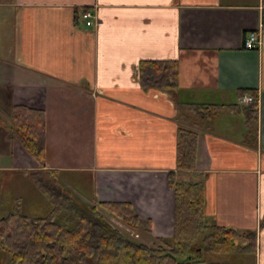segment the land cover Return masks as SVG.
<instances>
[{
	"label": "crops",
	"instance_id": "crops-1",
	"mask_svg": "<svg viewBox=\"0 0 264 264\" xmlns=\"http://www.w3.org/2000/svg\"><path fill=\"white\" fill-rule=\"evenodd\" d=\"M0 6L14 13L11 44L0 51V182L3 173L39 168L9 137L11 106L42 109L44 168L89 173L88 202H128L151 221L155 237H171L177 107L213 104L211 129H198L195 162L205 218L255 231L251 255L264 264V30L256 48L243 46L258 29L264 0H0ZM76 9L94 13L97 24L86 25L81 13L75 18ZM143 59L177 60V88H143ZM241 89L258 94L255 146L245 141ZM240 239V247L248 243Z\"/></svg>",
	"mask_w": 264,
	"mask_h": 264
},
{
	"label": "trees",
	"instance_id": "trees-1",
	"mask_svg": "<svg viewBox=\"0 0 264 264\" xmlns=\"http://www.w3.org/2000/svg\"><path fill=\"white\" fill-rule=\"evenodd\" d=\"M86 10H75V18ZM264 13V12H263ZM143 88L176 89L178 61L143 59L138 65ZM239 96H252L242 107L245 139L257 143L258 94L252 89L239 90ZM236 105H239L236 103ZM215 105L206 103L177 107L176 169L168 172V185L175 193L174 231L171 237H154L152 246L136 241L109 221L100 211L112 214L131 229L150 235L151 221L143 219L128 202H84L62 186L58 169L44 168L45 112L26 105L11 106L9 137L16 140L39 164L27 170L35 185L50 204L46 215L34 214L24 207L23 198L5 202L0 182V250L8 253L10 264H235L231 261H202L203 253L232 255L238 248L249 256L255 253V231L208 223L204 212L203 174L196 169L198 129L210 130ZM251 140V141H250ZM191 171L188 177L180 174ZM46 174V175H45ZM180 177V179H178ZM7 209L2 213V209ZM242 236L247 244H237ZM237 264V263H236Z\"/></svg>",
	"mask_w": 264,
	"mask_h": 264
},
{
	"label": "rangeland",
	"instance_id": "rangeland-1",
	"mask_svg": "<svg viewBox=\"0 0 264 264\" xmlns=\"http://www.w3.org/2000/svg\"><path fill=\"white\" fill-rule=\"evenodd\" d=\"M3 9L4 8L0 6V51L4 49V46L8 47L11 44L13 34V8H6L5 11H3ZM208 101L210 102L212 99H209ZM2 177V195L7 205H9V201L13 197L22 195L21 197L23 198L26 210L37 215H46L48 213L51 206L35 185L32 175L19 172H6L3 173ZM56 177L62 186L76 194L84 202H88V199H90L89 197H91V181L89 173L69 171L64 174L58 173L56 174ZM178 179H180V177H178ZM89 203H92V200H90ZM99 209L109 221L115 224L130 238L143 242L150 247L152 246L155 241V236L153 234L150 236L142 229H131L121 220L104 211L101 207H99ZM6 210V208H3L2 213H6ZM241 240L242 239L237 240L238 245H240ZM238 250L239 248L233 252L231 256L223 253H203L199 256V259L211 262L223 261L226 259V261H231L235 264H254V257L252 255L246 256ZM0 264H10V257L8 253L3 250H0Z\"/></svg>",
	"mask_w": 264,
	"mask_h": 264
},
{
	"label": "built area",
	"instance_id": "built-area-1",
	"mask_svg": "<svg viewBox=\"0 0 264 264\" xmlns=\"http://www.w3.org/2000/svg\"><path fill=\"white\" fill-rule=\"evenodd\" d=\"M81 18L85 19L86 25L97 24L96 15L90 11H85L81 14ZM264 30V13L261 15V19L259 21V26L256 31L248 32L247 36L243 39V46L247 49L256 48L260 42V32ZM253 100L252 96L245 95L241 98L240 102L249 103Z\"/></svg>",
	"mask_w": 264,
	"mask_h": 264
}]
</instances>
